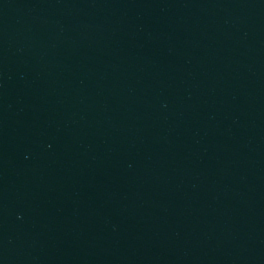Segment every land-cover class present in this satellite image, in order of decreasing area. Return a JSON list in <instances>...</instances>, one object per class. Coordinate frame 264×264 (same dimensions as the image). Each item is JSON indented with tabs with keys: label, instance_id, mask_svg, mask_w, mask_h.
I'll use <instances>...</instances> for the list:
<instances>
[{
	"label": "water",
	"instance_id": "95a60500",
	"mask_svg": "<svg viewBox=\"0 0 264 264\" xmlns=\"http://www.w3.org/2000/svg\"><path fill=\"white\" fill-rule=\"evenodd\" d=\"M0 264H264V0H0Z\"/></svg>",
	"mask_w": 264,
	"mask_h": 264
}]
</instances>
